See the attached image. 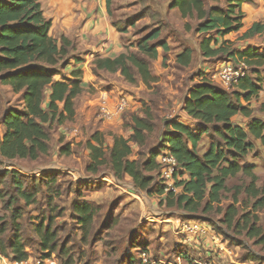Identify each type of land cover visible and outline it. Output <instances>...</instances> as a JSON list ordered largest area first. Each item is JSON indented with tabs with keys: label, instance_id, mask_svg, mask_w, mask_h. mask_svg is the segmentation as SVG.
I'll use <instances>...</instances> for the list:
<instances>
[{
	"label": "trees",
	"instance_id": "obj_1",
	"mask_svg": "<svg viewBox=\"0 0 264 264\" xmlns=\"http://www.w3.org/2000/svg\"><path fill=\"white\" fill-rule=\"evenodd\" d=\"M250 0H227L226 7L207 8L205 0H172L171 8L178 9L183 18H196L197 35H204L199 49L205 59H218L227 56L236 64L244 62L250 69L237 87L231 91L213 83L204 71L206 79L194 86L184 104V110L194 123L193 128L171 120L172 132L165 137L164 150H168L177 159L182 168L183 179H176L179 193L166 194V207L183 212L186 220L206 218L214 224L213 229L232 240L229 232H246L255 243H264V230L258 226V212L264 210V182L254 172L255 164L243 165L247 156L255 147L254 140L264 146V120L253 117L251 110L243 106L242 100L251 103L259 97L263 89L264 52L257 48L237 50L231 42H223L219 48V37L237 32L242 28L244 14L241 5ZM108 11L112 0H106ZM52 21L43 11L42 0H0V85L9 86L13 94L19 95L23 109L9 108L3 119L5 133L0 138V158L7 161L29 160L36 162L47 157L51 151V133L54 128L74 120L75 99L84 92V60L77 56L71 40L65 36L54 38L50 31ZM191 30V26H186ZM264 32L263 24H255L240 39L245 40ZM160 30H154L139 42L138 52H123L111 57H97L93 61V72H119L127 82L135 84L140 78L146 85L156 82L151 71V62L158 59L159 48L168 52L166 42L159 41ZM156 41V42H155ZM154 42V43H151ZM194 50L186 48L178 55L177 61L184 67L193 62ZM225 62V61H224ZM72 63L75 66L72 67ZM69 67L71 69L69 70ZM60 78V79H59ZM248 118L246 127L233 122L236 116ZM132 136H114L113 145L107 146L104 135L96 131L86 148L89 163L86 172L97 176L102 169H110L118 180L131 178L136 190L165 194V186L156 182L160 179V165L157 162L158 151L150 152L146 159L132 160L133 145L144 146L146 135L153 131L148 116H133ZM204 136L211 140L208 150L201 155L198 151ZM70 144L64 153L70 152ZM188 175V179H185ZM244 176L247 182L237 187L232 204L223 211L220 205L224 193L228 190V181ZM10 176L14 195L10 194L2 181ZM55 174H45L41 181ZM24 177L16 171L0 175V202L6 203L12 210L11 224L0 216V255L12 262H23L29 258L26 244L22 240V208L15 207L22 199L27 205L35 203L36 193L29 191ZM245 195V208L240 213L237 205L239 196ZM80 199L82 198L79 196ZM164 200L162 201L163 204ZM73 211L81 228L89 232L99 215V207L88 202H74ZM224 216L216 221V216ZM207 222L205 220H199ZM54 220L36 226L40 237L41 249L47 255L59 251L58 235L52 231ZM10 225L13 234H10ZM211 225V224H210ZM244 260H250L245 258ZM253 261V260H251Z\"/></svg>",
	"mask_w": 264,
	"mask_h": 264
},
{
	"label": "rangeland",
	"instance_id": "obj_2",
	"mask_svg": "<svg viewBox=\"0 0 264 264\" xmlns=\"http://www.w3.org/2000/svg\"><path fill=\"white\" fill-rule=\"evenodd\" d=\"M171 4L172 0H112L111 10L108 11L113 26L120 34L123 52L137 53V46L141 39L156 29L160 30L161 37L159 41L168 44V52H172L171 56L173 58L167 55L168 52L165 53L162 48H159V53L161 56H165V59L160 60V57H158V59L152 61L151 71L153 73L161 69H167L177 77L176 81L182 82L179 91L172 94L174 98H169L167 102L168 98L164 93L167 88L164 85H146L140 78L137 79L135 84H131L124 78L129 87L139 88L142 85L151 90L149 92L141 91L140 98L143 97V100L141 101L142 107L141 110L139 109V113L142 112L143 117L148 116L150 118L153 131L146 135L144 146L133 145L132 160L146 159L153 151L159 150V154L165 151V137L173 131L170 127L171 120L184 119L183 107L190 91L206 79L201 73L202 68H204L202 71L205 73L212 71L207 75L212 79L213 72L217 69L218 64L230 60L229 57L224 56L220 60L205 61L199 49L200 41L204 35H197L195 32L198 24L197 19L187 18L189 22L185 25V31L181 33L176 27L177 24L181 25L177 19L183 17L179 11L171 8ZM205 4L207 8L217 6L212 5L214 4L213 0H205ZM187 25L191 26V30H187ZM186 38H189V40ZM254 40L264 43V37ZM196 43L198 46H195ZM181 45L186 48L194 47L193 62L189 67L180 65L175 58V54ZM245 47L242 46L243 49L241 50H244ZM262 72L264 74V68ZM98 75L101 77L100 73ZM249 75H251L250 69ZM111 76L113 79H120L115 75ZM237 87L235 86L230 90L235 91ZM122 97L129 101V107L122 116L130 113L128 115L129 121L123 125L124 134L127 138H130L132 136V134H129L132 133V118L137 115L132 111L133 106L130 105L131 101L128 96L124 93ZM241 102L243 106H247L251 110L253 117L264 120V82L263 89L257 99H254L251 104L245 100ZM23 106L24 104L19 95L13 94L7 86L0 85L1 139L5 133L3 119L6 111L9 108L23 109ZM188 119L191 122L186 120L182 122L193 128L198 125V123L193 124L192 119ZM233 122L246 127L249 119L241 116L234 119ZM94 133H90L89 139ZM87 141L89 140L83 141L81 139L73 147L69 145L70 152L64 153L63 149L68 150L65 147L68 142L59 132V128L54 126L51 133V151L47 157L36 162L29 160L7 161L0 158V175L14 170L24 177L23 182L26 184V188L32 191L33 194L36 193V201L32 205H27L21 199L15 206L22 208L23 218L19 222L22 224L21 236L26 244V252L32 259L45 257L46 252L41 249L36 226L42 222H45L47 226L50 219H53L52 231L57 233L59 240V251H56L53 255L59 264H127L131 262V259L135 260L133 264H137L139 260L138 252L146 251L150 256L149 249H137L140 244V232L146 228L150 231H156L153 226L157 224L153 222L149 224V221L144 220L143 216H153V214H150L153 207L151 204L145 203L142 196L152 197L156 194L155 190L152 194L140 191L134 195L135 198L128 200L125 191L129 186H134L131 178L126 177L123 180H118L110 169L105 168L97 176L87 173L86 167L89 163V152L86 148ZM210 143V138L204 136L198 148L201 155L208 150ZM254 143L253 151L242 164H256L254 172L259 176L260 181L258 184L261 185L264 182V146L261 141L254 140ZM45 173L55 174L56 177H48L46 180L41 181ZM180 175L183 179L182 168ZM160 180L163 184L161 166L160 179H157L156 182L160 183ZM244 182L248 183V180L242 175L228 181V190L224 193L223 202L220 205L223 211L232 204V199L237 193L236 188ZM2 187H6L10 192L6 199L8 201L14 195L10 176H6L2 181ZM79 196L82 198L80 199ZM160 198L162 200L161 203L157 201V210L167 212L168 216L174 217L177 222L178 220H184L182 216L185 214L183 212L166 207V194ZM239 198L240 203L237 207L240 208V213L243 214L247 211L244 203L245 195L243 194ZM74 202H88L99 207V215L93 225L88 227L89 232L84 231L77 221L73 211ZM13 209L15 208H9L7 202H0V216L4 217L9 224H11ZM223 216L224 212L218 214L216 221L222 219ZM257 216L260 219L258 226L264 230V210L258 212ZM198 220L208 221L206 218H198ZM204 223L207 224V222ZM209 225L213 229L214 224L209 222ZM12 228L13 226L10 225V234L14 233ZM228 234L234 236L235 243L222 234L223 240L230 248L233 244L235 246L233 250L238 249L243 259L245 257L249 258L250 261L253 260L256 264H264V243L256 244L255 239L248 238L244 231L242 233L229 232ZM144 240H146L145 236ZM184 246H188V244ZM131 252H134L135 255L132 256ZM2 258L6 257L2 256ZM4 263L2 259L0 264Z\"/></svg>",
	"mask_w": 264,
	"mask_h": 264
},
{
	"label": "crops",
	"instance_id": "obj_3",
	"mask_svg": "<svg viewBox=\"0 0 264 264\" xmlns=\"http://www.w3.org/2000/svg\"><path fill=\"white\" fill-rule=\"evenodd\" d=\"M213 1V6L226 7L227 0ZM42 7L45 16L52 21L51 35L56 39L65 36L71 40L75 47L74 53H77L76 55L84 60L81 65L83 70L84 92L75 99L76 114L74 120L66 122L61 127H58L59 132L68 144L73 147L75 143H79L81 139L83 141L86 139L90 140L89 137L91 132L99 131L104 135L107 146L112 147L114 136L119 135L127 138L124 134L123 125L125 122L129 121L128 115L130 113L122 116L123 114L119 115L114 112L119 98L125 93L131 101L130 105L133 106L132 111L135 112L137 116L143 117V113H139V109L141 110L142 107L141 101L143 100V97L140 98L142 94L141 91L145 90L149 92L151 90H149L147 86L145 87L142 85L139 88L129 87L127 85L128 83L119 72L109 73L100 71L101 77L94 74L93 61L97 57L114 58L123 53L121 37L111 22L106 0H42ZM176 10L179 11L178 9ZM241 11L244 14L242 28L223 38L219 37L217 45L213 42L212 47L219 48L223 42H231L237 50H241L243 49L241 48L242 46H246L245 48H257L263 53L264 43H260L254 39L264 37V32L258 33L245 40L239 38L248 32L255 24L260 23L264 25V0L244 1L241 5ZM177 20L181 25L177 24L176 29L183 33L189 19L182 18ZM236 36L239 37L237 38ZM186 39L189 40V38ZM195 46H198L197 43ZM184 49H186L184 45L178 48L175 54L176 59ZM191 49L194 50V47H191ZM171 53L172 52H168L167 55L171 56ZM159 57L160 60L165 59V56H161L160 53ZM171 58H173V56H171ZM203 59L205 61L210 60L204 57ZM73 66H75L74 63H72V67ZM70 69L71 67H69V70ZM203 69L204 68H202V70ZM152 74L156 78V82L152 83V85L162 84L167 88V91L164 92L167 95L166 98H168L167 102L169 98H174L172 94L179 91L178 89L179 86L182 85V82L176 81L177 77L167 69H161ZM111 75H115L120 79H113ZM7 87L12 91L11 87ZM103 100H108V104L114 112L110 118H102L100 115V105ZM183 114L184 119L179 118L177 120L180 123H183V120L191 122V120L188 119L189 116L185 112L184 107ZM238 117L241 116L238 115L234 117L233 121ZM70 127L79 128L80 137L77 138L75 135L71 134L70 130H68ZM132 133L129 134L131 135ZM188 178V175H185V179ZM125 192L128 200L135 198L136 196L134 195L139 193L134 186H129ZM160 197L161 196L158 194H154L152 197L142 196L145 203H149V205L151 204L153 207V209L150 210L151 213H149L153 214L156 221H149V224L151 222L157 223L153 226L156 231H150L146 228L142 229L140 232V244L137 249L150 250L151 258L147 264H225L227 259H233V254L229 250L216 254V252L210 248L214 246L212 240L213 230L208 223H205L208 230L204 234L202 244L197 245V243L192 242L189 243L188 246H180L179 243H181V240L178 239L176 232L178 228L177 219L168 216L167 212L157 210V201L161 203L162 200ZM162 206L164 207V205ZM209 227H211V230ZM142 235L146 237V240H144V236ZM225 244L227 245V243ZM231 246V250H233L235 246L233 244H231ZM140 253L141 252L137 253V256L139 255L137 264H142ZM131 255L134 256L135 253L131 252ZM134 262L135 260L131 259V262L127 264H133Z\"/></svg>",
	"mask_w": 264,
	"mask_h": 264
},
{
	"label": "built area",
	"instance_id": "obj_4",
	"mask_svg": "<svg viewBox=\"0 0 264 264\" xmlns=\"http://www.w3.org/2000/svg\"><path fill=\"white\" fill-rule=\"evenodd\" d=\"M212 71L206 73L210 74ZM249 74V67L244 63L240 62L238 64L225 61L218 64L217 69L213 72L212 79L213 83L225 88L227 90L232 89ZM210 77V76H209ZM129 107V101L123 97L119 98L114 112L116 114H123ZM114 112L110 108L108 104V100H103L102 104L100 105V115L102 118H110ZM70 133L75 135V137H79L80 129L77 127H70L68 128ZM160 166H161V179L163 184L165 185V194L174 192L179 193L181 191L180 188L175 186L176 179H182L180 175L181 168L177 161V159L171 154L170 151L165 150L162 152L157 158ZM145 221H152L154 217L152 215L143 216ZM179 222V223H178ZM178 228L176 230L178 239L181 240L180 246H184L189 243H197V245L202 244L204 234L207 232L208 227L205 226V223L199 220H186L183 221L178 220ZM211 230V227H209ZM213 230V229H212ZM213 243L214 246L210 248L216 252V254H220L224 251H230L233 254V259H227L225 264H256L254 261L244 260L238 251V249L231 250V248L225 244L223 240V236L216 231L213 230ZM150 256L148 252L141 251L140 259L142 264H147L150 261ZM3 259L5 262L4 264H59L55 259V256L52 255H45V257L39 259H32L29 257L27 260L23 262H12L9 259L2 258L0 255V261Z\"/></svg>",
	"mask_w": 264,
	"mask_h": 264
},
{
	"label": "water",
	"instance_id": "obj_5",
	"mask_svg": "<svg viewBox=\"0 0 264 264\" xmlns=\"http://www.w3.org/2000/svg\"><path fill=\"white\" fill-rule=\"evenodd\" d=\"M46 174V173H45Z\"/></svg>",
	"mask_w": 264,
	"mask_h": 264
}]
</instances>
